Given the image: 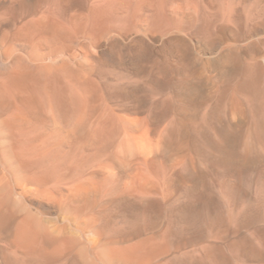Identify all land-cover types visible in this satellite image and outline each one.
<instances>
[{
  "label": "bare ground",
  "instance_id": "6f19581e",
  "mask_svg": "<svg viewBox=\"0 0 264 264\" xmlns=\"http://www.w3.org/2000/svg\"><path fill=\"white\" fill-rule=\"evenodd\" d=\"M0 264H264V0H0Z\"/></svg>",
  "mask_w": 264,
  "mask_h": 264
}]
</instances>
